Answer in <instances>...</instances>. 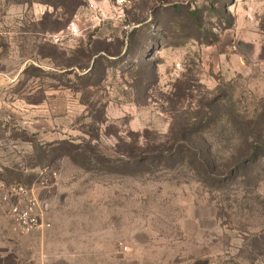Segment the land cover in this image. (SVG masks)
<instances>
[{"label":"rangeland","instance_id":"374dc122","mask_svg":"<svg viewBox=\"0 0 264 264\" xmlns=\"http://www.w3.org/2000/svg\"><path fill=\"white\" fill-rule=\"evenodd\" d=\"M61 2L0 0V181L31 187L51 223L22 233L0 189V264H264V157L216 185L118 162L214 102L208 142L225 165L241 153L229 118L264 111V0H85L51 31Z\"/></svg>","mask_w":264,"mask_h":264},{"label":"trees","instance_id":"16d2710c","mask_svg":"<svg viewBox=\"0 0 264 264\" xmlns=\"http://www.w3.org/2000/svg\"><path fill=\"white\" fill-rule=\"evenodd\" d=\"M218 2L219 0H213V3H215L213 7H216ZM84 3L85 0H63L60 6L64 10L62 17H66L62 18L64 19V23L60 20L51 21L53 14L47 12L42 17L40 24L51 31H61L68 26L75 11ZM53 5L55 6V4ZM175 10L179 11V7H176ZM189 13L198 20V11L196 9L191 10ZM232 24L233 22H230L228 27H231ZM101 50L104 49L91 50L87 57L93 60L97 52ZM103 57L97 56L94 60V65L90 66L91 69L84 74L88 78L87 86L96 85V82L91 79V75L94 74L96 64L100 59H104ZM105 72L106 68L101 66L98 74L100 80L104 79ZM208 109L213 115H216L215 113L218 112L216 102L211 103ZM211 113L208 114V117L206 115V118L204 116L194 123L185 124L182 138H173V142L169 146L162 144V147L159 148L160 145H140L138 154H133V151L130 150L127 160H118V162L128 169L143 166L148 170L154 169L161 164L166 167L188 164L204 182L216 185L219 182L234 178L238 172L258 161L259 158L264 157V111H262L259 120H246L237 112H230L231 129L240 134V137L243 139V146L240 149L241 153L234 157V160L229 165L221 163L213 144L209 143L208 138H206V131L214 120V116L212 117ZM64 145L74 149L80 148L69 141H59L56 143L55 148L61 150Z\"/></svg>","mask_w":264,"mask_h":264},{"label":"built area","instance_id":"2783aa9c","mask_svg":"<svg viewBox=\"0 0 264 264\" xmlns=\"http://www.w3.org/2000/svg\"><path fill=\"white\" fill-rule=\"evenodd\" d=\"M129 0H117L127 3ZM3 200L9 204L8 213L18 229L24 234L40 232L51 227L47 220L48 202L38 196L34 190L22 183L7 184L0 181Z\"/></svg>","mask_w":264,"mask_h":264},{"label":"crops","instance_id":"0c3cea01","mask_svg":"<svg viewBox=\"0 0 264 264\" xmlns=\"http://www.w3.org/2000/svg\"><path fill=\"white\" fill-rule=\"evenodd\" d=\"M47 219H48V215H47ZM47 229H49V228H47ZM47 229H45V230H47ZM45 230H43V231H40V232H34V233H31V234H35V233H38V234H40V233H43Z\"/></svg>","mask_w":264,"mask_h":264}]
</instances>
